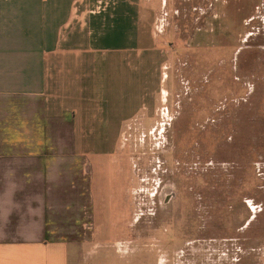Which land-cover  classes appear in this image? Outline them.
I'll list each match as a JSON object with an SVG mask.
<instances>
[{
    "label": "crops",
    "instance_id": "0c3cea01",
    "mask_svg": "<svg viewBox=\"0 0 264 264\" xmlns=\"http://www.w3.org/2000/svg\"><path fill=\"white\" fill-rule=\"evenodd\" d=\"M156 6L0 0V264L124 260L85 236L116 138L164 102Z\"/></svg>",
    "mask_w": 264,
    "mask_h": 264
},
{
    "label": "rangeland",
    "instance_id": "374dc122",
    "mask_svg": "<svg viewBox=\"0 0 264 264\" xmlns=\"http://www.w3.org/2000/svg\"><path fill=\"white\" fill-rule=\"evenodd\" d=\"M145 1L164 102L116 138L84 236L118 264H264V0Z\"/></svg>",
    "mask_w": 264,
    "mask_h": 264
}]
</instances>
